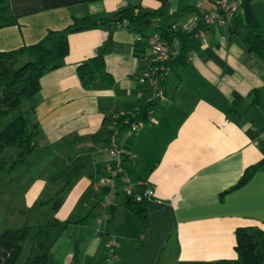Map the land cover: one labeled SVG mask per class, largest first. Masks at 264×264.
I'll use <instances>...</instances> for the list:
<instances>
[{
    "label": "crops",
    "instance_id": "obj_1",
    "mask_svg": "<svg viewBox=\"0 0 264 264\" xmlns=\"http://www.w3.org/2000/svg\"><path fill=\"white\" fill-rule=\"evenodd\" d=\"M216 1L7 0L16 24L0 28V51L32 44L47 30L62 29L75 17L113 13L127 4L147 13L148 23L140 27L145 35L153 31L154 23L181 25L193 11H214ZM244 31L239 28L229 34L226 25H211L184 62L165 72L160 84L164 96L151 102L147 118L133 132L117 136L130 176L145 180L153 190L135 264H213L216 259H232L237 227L264 228V171L254 172L244 184L219 197L245 166L264 155V135H260L264 61L246 50ZM134 35L123 25L69 33L67 54L56 68L40 76L39 89L28 101L26 109L33 107L31 118L41 131L35 150L75 149L72 161L84 158L83 166L75 167L80 191L89 188L91 177L105 162L100 149L106 137L103 118L146 102V90L136 82L146 47L135 42ZM100 50L111 81L98 76L85 88L76 65ZM252 89L260 92L256 108L249 110L245 100L234 113H227L233 93L244 97ZM59 181L58 176L54 182ZM51 182L42 172L29 180L36 189ZM117 198L119 205L112 200V205L99 203L97 208L108 207L107 220L115 211L121 224L131 213L124 199ZM134 224L138 230V222Z\"/></svg>",
    "mask_w": 264,
    "mask_h": 264
},
{
    "label": "trees",
    "instance_id": "obj_2",
    "mask_svg": "<svg viewBox=\"0 0 264 264\" xmlns=\"http://www.w3.org/2000/svg\"><path fill=\"white\" fill-rule=\"evenodd\" d=\"M249 3L250 0H241L240 5L231 13L226 26L229 34H234L239 28H244L243 42L246 50L254 53L264 61V37L258 33L252 32L248 28V26L257 25L251 13ZM146 14L147 13L139 11L137 6L127 4L120 6L113 13L75 17L72 19L71 23L62 29L47 30L40 39L32 44L22 45L12 50L0 51V121L6 118L10 113H15V115L0 128V172L10 173L13 171L37 146V140L41 136V131L37 122L32 121L31 114L33 107L30 106L27 109L20 110V102L23 99H31L39 89L40 76L56 68L60 64L68 50L67 35L72 32L99 26H114L122 20L125 21L123 25L125 28L129 29L134 34L143 35L140 31V27L143 26L144 21L147 19ZM118 17L119 19L116 20ZM13 24H16V17L11 14L7 0H0V28ZM170 25L167 27L157 25L153 29L159 31L164 36L171 35L178 39L179 51L174 58L167 62L168 69L171 66L183 63L187 53L196 49L199 44L198 39L193 36L192 32L182 31L178 28L168 31L167 28H169ZM103 54L104 50H100L76 65V74L83 87H88L98 76H101L106 82L111 81V77L104 71ZM153 100L154 99H151L144 104H140L135 110L119 112L104 117L103 121L106 137L100 148L101 151L109 135V123L112 121L115 122L118 130L117 136L122 132L126 133L125 131L129 129L131 124H136L137 128L141 120L147 118V110H149ZM245 100H248L246 106L249 110L256 108L260 100L259 89L250 90L244 97L237 93H233L227 113H234L238 106ZM123 159L125 160L124 157ZM256 171H264V155L254 164L245 166L237 181L227 189L221 191L219 197L244 184ZM92 196L96 199L95 205L98 206L100 203L98 199L99 194L95 195L92 192ZM151 200H124L125 209L129 211L138 222V238L136 239L138 241L139 250L142 243L141 237L146 224V207ZM58 205L59 200L57 199L54 201V206L56 207ZM89 212L90 210H88L85 215L72 222H66L72 223L71 228H74L75 225H79L84 221ZM252 229L255 230V236L251 235ZM26 234V225L15 228H5L0 232V264L14 263L20 253ZM233 249L235 252L234 258L216 259L213 261V264H264V228L261 229L254 226L237 227L234 231ZM50 263L51 257L44 250H41L39 254L29 256L25 262V264Z\"/></svg>",
    "mask_w": 264,
    "mask_h": 264
},
{
    "label": "rangeland",
    "instance_id": "obj_3",
    "mask_svg": "<svg viewBox=\"0 0 264 264\" xmlns=\"http://www.w3.org/2000/svg\"><path fill=\"white\" fill-rule=\"evenodd\" d=\"M249 6L257 25L248 28L264 37V0H250ZM28 101L21 100L19 109H26ZM14 115L12 112L3 118L0 128ZM73 150L41 153L34 149L15 170L0 172V232L27 226L26 237L13 264H25L29 256L41 250L50 255V264H135L139 252L136 219L127 213L119 224V215L114 218L115 211L113 219L104 218L108 207L99 210L91 190L87 187L80 191L75 185L78 180L75 167L83 166L84 158L72 161ZM40 172L53 182L36 189L29 180ZM58 176L60 181L54 182ZM57 199L59 205L55 207ZM113 201L120 204L117 197ZM88 210L82 224L71 228L72 223L66 222H72L75 216L84 215Z\"/></svg>",
    "mask_w": 264,
    "mask_h": 264
},
{
    "label": "built area",
    "instance_id": "obj_4",
    "mask_svg": "<svg viewBox=\"0 0 264 264\" xmlns=\"http://www.w3.org/2000/svg\"><path fill=\"white\" fill-rule=\"evenodd\" d=\"M241 0H218L215 2L214 11L196 10L183 24H171L167 30L177 28L192 32L198 40H202L208 28L213 24L226 25L231 13L240 5ZM125 21L116 23L118 27L124 25ZM154 23V27L157 26ZM134 41L145 45L146 53L142 59L144 66L136 78L140 88L145 89V101L163 97L161 80L168 70L167 62L178 54V39L175 36L162 35L153 30L148 34H135ZM137 95L142 96L140 90ZM110 129L106 143L102 147L105 154V163L99 173L94 174L89 182L92 192L99 194V202L102 205H112V200L121 196L128 201H149L153 197L151 186L143 179H133L123 162V156L117 141L118 130L115 122L109 123ZM136 124H131L126 133L135 130ZM264 135V130L260 133ZM106 217V216H105Z\"/></svg>",
    "mask_w": 264,
    "mask_h": 264
},
{
    "label": "water",
    "instance_id": "obj_5",
    "mask_svg": "<svg viewBox=\"0 0 264 264\" xmlns=\"http://www.w3.org/2000/svg\"><path fill=\"white\" fill-rule=\"evenodd\" d=\"M117 19H119V17L116 18V20H117ZM144 22H145V23H148V21H144ZM251 235H252V236H255V230H254V229L251 230Z\"/></svg>",
    "mask_w": 264,
    "mask_h": 264
}]
</instances>
